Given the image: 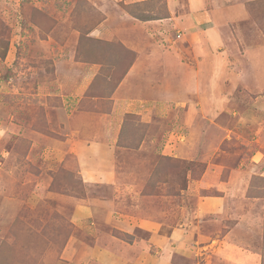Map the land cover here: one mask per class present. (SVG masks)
<instances>
[{"label":"rangeland","instance_id":"374dc122","mask_svg":"<svg viewBox=\"0 0 264 264\" xmlns=\"http://www.w3.org/2000/svg\"><path fill=\"white\" fill-rule=\"evenodd\" d=\"M110 5L113 6L111 0H0V264H92L82 257V238L77 237L78 243L68 245L77 203L70 196L83 199L87 195L75 173L79 151L74 149L77 145L71 139L78 136L86 141L95 136L88 123L91 128L95 124L79 112L94 111V96H110L115 80L111 79L113 82L107 85L101 80L102 74L92 81L86 94L75 93V102L66 97L65 90L81 75V70L71 65L72 60L91 63L100 60L101 54L94 48L82 56V47H78L84 43V35L80 34L97 24L101 7ZM145 6L141 7L153 11L155 16L164 13V4L150 2ZM253 14L263 32L260 34L263 41L264 0L253 6ZM231 55L235 65L226 79L227 83L231 81L224 89L226 102L218 107L219 127L208 128L195 150L182 151V147L175 145L166 151L164 145L152 156L148 164L150 173L143 177L146 187L140 195L150 194L161 203L172 200L173 205L188 206L178 198H170L187 192L188 186L191 192H201L204 197L228 198L230 202L224 203L228 207L235 202L224 216H212L220 220L218 229L214 230V224L209 222L204 224L205 229L201 225L199 228L205 235L211 230L213 238L230 230L236 235L244 231L246 236L234 241L238 243L232 246L234 250L231 252L227 247L230 252L224 251L222 255L214 248L213 255L218 254L219 259L213 260L209 258L212 253L209 250L193 249L190 260L181 264H205L207 255L210 264H264V103L252 101L258 96L264 100V87L257 86L249 70L248 84L242 88L239 82L249 71L240 63L249 59L241 57V50ZM222 71L224 76L226 71ZM166 105L170 109L168 113V109L164 110L163 116L170 115L167 118L177 126L170 131L175 137L167 136L166 144L174 145L181 136H191L190 120L186 124L182 118L191 104L177 99ZM237 107L241 110L251 107L250 113L258 116L262 128L258 129L255 118L245 125L237 115L229 117L232 114L228 111ZM132 119L127 114L121 124L126 128ZM170 119L162 118L166 124ZM163 127L160 121L152 125L154 131ZM165 131L167 127L154 134L161 136ZM136 141L128 133L121 143L132 147ZM153 144L156 146L157 142ZM143 170L144 167L141 174ZM241 178L245 180L240 183ZM187 196L184 200H188ZM249 208L253 209L247 212ZM201 216L202 221L208 219ZM188 218L187 232H193L191 239L197 238L199 246L208 245L211 238L202 240L203 235L198 236L194 229L195 221ZM243 223L247 227L241 229ZM114 233L126 241L132 239L121 230ZM140 233L138 230L137 234Z\"/></svg>","mask_w":264,"mask_h":264},{"label":"crops","instance_id":"0c3cea01","mask_svg":"<svg viewBox=\"0 0 264 264\" xmlns=\"http://www.w3.org/2000/svg\"><path fill=\"white\" fill-rule=\"evenodd\" d=\"M111 1L113 6L101 7L97 24L90 25L85 34H80L84 35V43L78 47H82V56L94 48L101 54L100 60L96 63L72 60L71 65L79 68L81 75L79 80L69 84L70 89L65 90L66 97L75 102L76 94H86L92 81L102 74L101 80L107 85L113 82L111 79L115 80L110 96H94V111L79 112L95 124L91 128L88 123L95 136L91 138L89 134L90 139L86 141L78 136L71 139L79 147L74 148L79 151L80 161L74 169L87 195L83 199L70 196L77 203L75 220H72L74 231L68 245L78 243L77 237L82 238L79 242L82 257L92 264H181L190 260L193 249L197 248L209 250L212 252L209 258L219 259L218 254L213 255L214 248L222 255L224 251L232 252V246L236 247V242L246 233L239 231L236 235L230 230L214 239L209 228L206 229L210 230L208 235L199 228L209 222L214 224V230L218 229L220 220L216 221L212 216H224L235 202L228 207V198L204 197L201 192H191L188 186L187 192L170 197L178 198L188 206L173 205L172 200L161 203L150 194L140 195L146 187L142 182L150 173L148 164L152 156L164 145L166 151L175 145L182 147V151L195 150L208 128L219 127L216 122L218 107L226 102L224 89L231 82L228 80L227 83L226 79L235 65L231 53L241 50V57L249 61L237 64L253 72L257 86L264 87V39H260L263 32L253 14V6L263 0ZM150 2L164 4V13L155 16L153 11L141 7ZM114 4L119 6L118 11ZM129 54H132L130 59L127 58ZM222 69L226 71L224 76ZM250 71L248 75L242 74L246 75L239 82L242 88L248 84ZM237 78H240L239 74ZM177 99L191 104L189 112H182V118L186 124L190 120L193 130L191 136H181L174 145L166 144L167 136L175 137L170 131L177 126L167 118L170 115L163 116L164 110L168 109L167 103ZM252 101L264 103L261 96ZM250 109H228L232 114L229 117L237 115L245 125L255 118L260 130L262 123ZM127 114L134 119L125 128L121 123ZM162 118L170 119V122L163 123ZM155 121H160L168 131L155 136L154 132L164 130L154 131ZM128 133H132V141L137 139L132 147L122 144ZM154 142H157L156 146ZM239 180L241 183L245 179ZM186 195L188 200H184ZM200 215L208 219L202 221ZM188 217L195 221L194 229L198 236L203 235L202 240L211 238L208 245L199 246L197 238L191 239L193 232H187ZM241 225V229L247 227L244 223ZM115 230L129 234L131 241L115 235ZM138 230L141 231L139 235ZM83 239L86 242L82 243ZM205 264H210L208 255Z\"/></svg>","mask_w":264,"mask_h":264}]
</instances>
